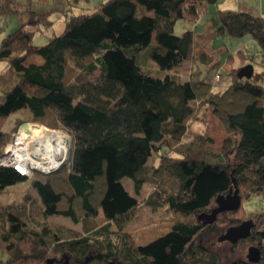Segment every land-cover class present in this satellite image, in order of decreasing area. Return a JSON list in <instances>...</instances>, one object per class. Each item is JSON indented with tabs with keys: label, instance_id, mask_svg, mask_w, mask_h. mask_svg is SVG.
Listing matches in <instances>:
<instances>
[{
	"label": "trees",
	"instance_id": "16d2710c",
	"mask_svg": "<svg viewBox=\"0 0 264 264\" xmlns=\"http://www.w3.org/2000/svg\"><path fill=\"white\" fill-rule=\"evenodd\" d=\"M217 1L100 0L37 44L35 35L51 27V14L63 7L50 0H0V17L18 19L0 40V116L27 108L32 120L71 138L68 162L30 180L37 219L30 222L33 209L0 205V264H219L206 239L237 223V213L250 215L253 225L244 238L260 251L255 263L264 264V207L245 212L242 204L252 194L264 200L260 73L239 75L231 68L229 83L214 89L198 71L184 80L150 75L136 57L146 48L161 69L196 58L193 29L174 34V25L195 22ZM212 22L217 35H249L264 49V13L219 9ZM208 108L235 137L226 138L217 153L197 151V138L183 140ZM11 136L0 128V145ZM162 146L175 153L160 154L147 169ZM147 171L153 190L146 204L165 205L177 217L166 233L138 244L127 225L139 200L121 179L131 178L138 191ZM27 178L0 165V191ZM233 178L240 205L203 223L197 214L216 206V196L234 187ZM53 215L69 217L81 229L48 221ZM228 264L252 263L238 258Z\"/></svg>",
	"mask_w": 264,
	"mask_h": 264
},
{
	"label": "rangeland",
	"instance_id": "374dc122",
	"mask_svg": "<svg viewBox=\"0 0 264 264\" xmlns=\"http://www.w3.org/2000/svg\"><path fill=\"white\" fill-rule=\"evenodd\" d=\"M99 1L50 0V4L58 2L57 4L63 7V10L54 11L51 14L50 18L53 20V25L45 32L36 34L34 42L37 44L44 43L47 35L52 32L59 33L63 29L64 21L70 15L90 12ZM223 1L225 3L222 4ZM33 3L35 7L42 5L41 1H34ZM227 3L244 7L253 13L264 12V0H218L215 3H209L205 12L195 22L178 20L174 25V34H180L185 29H193L195 33L194 53L197 57L192 60H185L179 66L170 69H161L152 59L146 56V48H142L136 51L137 62L142 70L153 76L163 77L164 75H171L181 80L186 79L189 72L198 69L200 70V78L203 80L212 81L211 78L213 75L218 73L219 79L213 83L214 89H222L230 81L231 68L239 70L242 66L251 64L253 71H260L264 75V49L252 37L249 35L230 37L227 34L217 35L215 33L212 17L216 16L218 9H226L222 7ZM0 25L1 40L7 32L13 30L18 25V19L15 16H8L5 20L0 17ZM151 42L153 43V38ZM202 54L203 56L201 57ZM4 65L5 61H0V69ZM26 121H34L30 117L29 110L27 108L17 109L6 116H0V128L6 132H11L12 135L19 125ZM195 138L199 139L197 140V151L204 149L217 153L221 151L226 138L233 140L235 137L224 131L219 120L211 113V108H208L204 119L202 121L191 122L183 136V140L185 141ZM5 143L1 144L0 147ZM167 152L175 153L169 151L166 146H162L159 151H154L148 158L147 169L158 161L160 154ZM144 176L145 181L141 184L138 191H136L131 178L123 177L121 179L128 192L139 200L138 206L133 209L127 225L133 240L138 244H145L166 233L174 218L177 217V214L165 205L152 209L146 204V200L153 190V179L149 171ZM33 177L34 174L25 180L10 184L0 191V205L10 204L15 206L14 209L23 208L26 212H30L33 209L30 214L34 216L30 221L31 223L34 218H38L37 206L39 203L37 192L30 184V180ZM26 196L30 197L27 199ZM242 204L245 212L257 211L264 207V200L260 195L252 194ZM237 216L239 217V221L232 225L239 224L243 220L250 218V215L241 213H237ZM47 220L52 223H62L74 229H81L80 223L73 222L69 217L53 215L48 217ZM220 234L221 232L217 231L206 239L208 250L218 254L219 264H228L232 259L238 258L248 261L246 256L248 247L254 246V243L245 238H240L235 243H230L225 240L219 241L217 238ZM2 257H4V254L0 251V258Z\"/></svg>",
	"mask_w": 264,
	"mask_h": 264
},
{
	"label": "built area",
	"instance_id": "2783aa9c",
	"mask_svg": "<svg viewBox=\"0 0 264 264\" xmlns=\"http://www.w3.org/2000/svg\"><path fill=\"white\" fill-rule=\"evenodd\" d=\"M211 79L217 81L219 74L215 73ZM25 123L0 147V165L29 177L35 172H52L68 162L71 145L68 132L37 121Z\"/></svg>",
	"mask_w": 264,
	"mask_h": 264
},
{
	"label": "water",
	"instance_id": "95a60500",
	"mask_svg": "<svg viewBox=\"0 0 264 264\" xmlns=\"http://www.w3.org/2000/svg\"><path fill=\"white\" fill-rule=\"evenodd\" d=\"M252 71L253 70L251 64H246L238 70V74L250 76ZM22 125L25 126L26 123L23 122ZM232 182L234 187H230L229 191L226 194H218L216 196L215 198L216 206L211 208L209 212H201L197 214V218L199 220H202L203 223H211L216 218L218 212L223 210H234L238 208L241 200L238 194V189L235 186L234 178L232 179ZM252 225L253 222L251 219L243 220L242 222L236 225H230L226 228L224 232H222L218 236L217 239L219 241L226 240L231 243H235L240 238H244L249 234ZM246 256L249 262L255 263L259 260L260 251L256 246H249L248 253Z\"/></svg>",
	"mask_w": 264,
	"mask_h": 264
},
{
	"label": "crops",
	"instance_id": "0c3cea01",
	"mask_svg": "<svg viewBox=\"0 0 264 264\" xmlns=\"http://www.w3.org/2000/svg\"><path fill=\"white\" fill-rule=\"evenodd\" d=\"M223 3H225V1H223L222 4H223ZM222 8H226V9H236V10H237V9H239V10L241 9V10H248V11H250L249 9H245L244 7H239V6H237V5H233V4H230V3H229V4H228V3L225 4ZM218 10H219V9H218ZM260 13H264V12L261 11ZM5 19H6V18H5ZM5 19H4V20H5ZM194 54H195V53H194ZM196 71L200 72L199 69L196 70ZM254 72H258V73H260V82H261L262 84H264V83H263V82H264V75L261 74L260 71H254ZM209 74H210V73H209ZM209 76H210V75H209ZM228 83H229V82H228ZM228 83H227V84H228ZM227 84H226V85H227ZM226 85H225V86H226ZM225 86H224V87H225ZM224 87H222V88H224ZM21 121H22V120H21Z\"/></svg>",
	"mask_w": 264,
	"mask_h": 264
}]
</instances>
